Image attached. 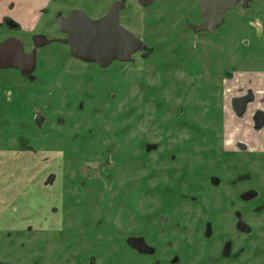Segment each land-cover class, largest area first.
I'll return each mask as SVG.
<instances>
[{"label":"rangeland","instance_id":"1","mask_svg":"<svg viewBox=\"0 0 264 264\" xmlns=\"http://www.w3.org/2000/svg\"><path fill=\"white\" fill-rule=\"evenodd\" d=\"M112 1L48 0L43 18L11 35L21 37L28 52L31 34L60 36L50 12L54 5L98 16ZM121 23L145 45L129 64L114 62L102 70L50 43L38 51L29 78L0 72V262L77 264L78 256L94 254L96 264H111V258L113 264H153L154 259L124 245L128 234L142 231L153 238L147 240L158 258L167 260L192 242V249L180 253L179 264H207L194 220L197 210L187 200L173 215L180 227L172 231L170 221L162 233L158 230L157 208L164 199L157 190L169 187L170 164L157 156L189 155L196 161L201 155L222 156L227 154L222 145L230 148L238 131L244 145L264 148V129L256 133L244 127L230 106L234 96L248 89L264 97V0L237 7L208 33L192 31L202 23L195 0H154L147 8L128 0ZM5 35L1 28L0 41ZM255 107L250 104L249 113ZM200 129L209 135L203 137ZM231 160L225 159L219 172L223 194L234 198L240 190L228 186L237 171ZM240 160L245 167L247 159ZM253 167L261 171L262 183L263 163ZM145 173L143 192L139 180ZM216 173L207 168L202 180ZM50 174L55 179L45 186ZM187 176L188 184L193 175ZM121 186H127V194ZM196 192L188 188L187 196ZM197 193L204 202L222 195L208 188ZM141 214L144 220H138ZM231 218L214 228L216 241L222 235L234 237ZM251 221L254 237L236 239L247 247L240 263L220 264H264L263 253L253 255L264 251L261 222Z\"/></svg>","mask_w":264,"mask_h":264},{"label":"flooded vegetation","instance_id":"2","mask_svg":"<svg viewBox=\"0 0 264 264\" xmlns=\"http://www.w3.org/2000/svg\"><path fill=\"white\" fill-rule=\"evenodd\" d=\"M121 1H124L123 7L119 11V24L121 27L124 29L128 30L131 32L129 29H127L122 23H121V13L126 9L127 7V1L128 0H114L111 2V4L108 6L107 10L98 16H88L83 12V10L78 9L73 6H68V5H63L61 6L60 4L54 5V8L50 11L51 16H52V22L55 25V29L60 35L59 37H52L48 38L45 33L37 32L33 33L30 35V42H31V50L27 52V47L26 43L24 40L19 37V36H14L11 35V33H22L26 29L24 26L16 22L14 19L10 17H3L0 21V29L2 28L5 31V36L4 38L0 41L3 42L4 40L8 38H16L21 41L22 46H23V51L27 55L31 54L33 51H35V68L32 72H26L22 71L21 69H13V68H8V69H0V72L3 71H17L19 74L22 75V77L29 78L32 73L36 70L37 67V53L38 51L45 47L46 45L50 43H59L62 46H65L68 48L69 52V46L67 44L57 42V41H52V40H57V39H67L68 38V33L61 31L58 26L56 20L59 19H65L72 11L75 10H81L88 18L91 20H98L105 16L108 13L109 7L114 4V3H119ZM154 1V0H153ZM152 1V3H153ZM193 1V0H191ZM198 3L199 6V0H195ZM249 0L243 4V2H239V4L236 6H246ZM137 3L139 4L138 0ZM151 3V4H152ZM151 4L149 6H151ZM140 5V4H139ZM50 6V2L48 0H45V4L42 7L40 11V15L34 19V22H38L39 18H43V13L45 9ZM141 6V5H140ZM149 6H141L143 8H147ZM200 7V6H199ZM235 8V9H236ZM228 14V13H227ZM226 14V15H227ZM222 17V23L215 29H218L222 26V24L225 21V16ZM200 16L202 17V23L203 24L206 20L205 17L201 15V8H200ZM201 24L197 26L192 27L193 33H208L212 32L211 31H195V28L200 26ZM50 29V28H49ZM28 30V28L26 29ZM133 33V32H131ZM134 34V33H133ZM135 35V34H134ZM135 37L139 39L142 43L143 41L138 38L136 35ZM45 42L42 45L39 46V43ZM145 48V45L143 43V47L137 51L135 54L131 56V60L129 62H121L114 60L111 63H109L105 68H102L96 63H88V62H83L79 59L74 58L71 56L70 52L69 55L74 59L77 60L83 64H88L91 66H95L99 69L105 70L109 68L110 66L113 65L114 62H117V64H129L131 63L136 55L140 53ZM251 92L252 94V101L247 103L244 112L241 115H237L235 112V104L234 101L236 99L245 97L248 95V93ZM251 104V107L255 106L256 104L259 107L253 108V111L249 113L248 107ZM264 97L259 98L257 96V92L254 91L253 89H248L244 91L243 93L234 96L230 102L231 106V112L234 117L238 118L239 120L245 122L244 127L247 125L250 127L252 130H254L256 133H259L264 129V125L257 129L255 128L256 122L254 120L255 115L258 112L264 113ZM249 113V119L247 117ZM247 120V122H246ZM249 120V123H248ZM223 123V121H222ZM172 127V126H171ZM173 128V127H172ZM222 130V142H224V137H226V133L224 130V126L221 128ZM239 130V129H237ZM202 136H208L210 131L209 130H201ZM241 137V131H238V133L234 134V139L232 140V145L230 148L225 149L224 144L222 145V152L227 153L223 154L222 156L219 155H201L200 160L196 161L194 159V156H189V155H183V156H176V155H158L157 160L159 162L162 161H167L169 162V167L166 172V181L169 187H165L164 189H158L157 194L159 197L164 199V202H161L158 204L157 210L158 212V219H157V224H158V230L160 233H162L168 223L171 221L173 224V229H178L180 227L179 222L176 220V218L173 216L177 210L183 205V202L186 200L190 203L191 206H194V210H197L196 216L194 217L195 224L197 226H200V240L201 244H205V255L203 258H205V262L207 264H220L224 261H232V262H237L240 263L241 258L243 254L247 252V247L241 246L240 244H237L236 239L237 238H245V237H254V235L257 233L255 230V227L252 224L251 220L258 221L260 220V227H259V232L261 234H264V181L261 183V171L256 170L254 167L252 168V164L254 162H259L263 163L264 165V148H255L254 146L248 147L247 145H244L243 142L240 140ZM180 145V144H179ZM156 146H160V143L156 144ZM182 157L184 160L183 161H178L177 159ZM242 157H245L247 159V165L244 167L241 165L242 161L240 160ZM225 159L231 160L230 166L235 169V177L229 181V188L231 189H239L240 191L235 195L234 198H230L229 196H225L222 191V186L224 184V178L222 174L219 172L220 170L224 169V164L226 163ZM207 162L212 163L211 166L207 167ZM228 162V161H227ZM197 163V164H195ZM110 167V166H108ZM114 168V167H110ZM210 169L212 172H217L216 174H210L205 181L202 179V174L205 173L206 169ZM187 174L193 175V177L190 179V183L187 184V180L189 176ZM53 175L55 179L54 174H50L48 178ZM151 176L153 175L150 174ZM146 176L147 173H145L144 177L139 180L140 185L142 186L141 190L145 192L146 189ZM150 177V176H149ZM48 178L44 181L45 186H49L50 184L53 183V181L50 184H45V182L48 180ZM109 180V182H111ZM113 183V181H112ZM244 184L245 188H242V184ZM114 187L112 186V190ZM123 191L126 190V194L128 193L127 191V186L120 187ZM188 188L196 190L197 192L203 191V188L205 190L210 189L211 191H217L221 196V199L216 202H204L201 199V195H199L197 192L195 195L187 196ZM109 193H112L113 191L108 190ZM143 192L141 194H143ZM111 195V194H110ZM128 198V196H127ZM126 203V202H125ZM129 207V206H128ZM140 219L144 220L145 216L144 214H141ZM227 217L233 219V232H234V237L231 236H220L217 237V241L214 238L215 237V231L214 228L216 226H220L223 224L224 221H226ZM164 235L168 234L165 232ZM153 240V238H149L145 236V234L141 231L137 234L131 233L128 234L125 239H124V245L126 247V250H131L134 254L141 256L142 258H152L154 259L153 264H179L181 261V255L186 253L188 249H192V242H189L188 244H184L183 247L181 248V252H176L172 251L170 257L167 260H163L157 257L158 250L155 246H152L150 242L147 240ZM168 245H171L172 241L171 239L168 240ZM212 243V244H211ZM256 249V247H255ZM263 253L264 251H257L254 252V256L257 257L259 254ZM116 259L117 256H116ZM77 264H96V256L94 254L86 255L84 254L83 256H78V258H75ZM113 262L115 263L114 259ZM112 258H111V264H113ZM0 264H12L9 262H0Z\"/></svg>","mask_w":264,"mask_h":264},{"label":"water","instance_id":"3","mask_svg":"<svg viewBox=\"0 0 264 264\" xmlns=\"http://www.w3.org/2000/svg\"><path fill=\"white\" fill-rule=\"evenodd\" d=\"M153 0H138L141 6H149ZM247 0H199L201 15L205 22L195 31H211L221 25L222 17L233 11L239 2ZM124 1L112 4L108 13L98 20H91L81 10L72 11L65 19H57L58 28L68 33V38L52 40L67 44L71 56L83 62L96 63L105 68L114 60L129 62L131 56L143 47L135 35L119 24V11ZM45 42L39 43V46ZM21 69L32 72L35 68V51L27 55L20 40L8 38L0 43V69ZM252 101L251 92L236 99L235 112L241 115L247 103ZM255 128L264 125V113L258 112L254 118ZM54 179L51 175L45 184Z\"/></svg>","mask_w":264,"mask_h":264},{"label":"crops","instance_id":"4","mask_svg":"<svg viewBox=\"0 0 264 264\" xmlns=\"http://www.w3.org/2000/svg\"><path fill=\"white\" fill-rule=\"evenodd\" d=\"M44 0H0V21L10 17L22 26L29 28L40 11ZM45 2V1H44ZM43 5V6H42Z\"/></svg>","mask_w":264,"mask_h":264}]
</instances>
